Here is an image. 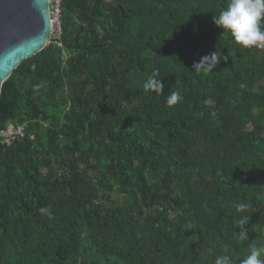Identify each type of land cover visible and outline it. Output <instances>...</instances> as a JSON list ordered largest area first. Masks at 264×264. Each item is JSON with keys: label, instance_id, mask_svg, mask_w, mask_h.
<instances>
[{"label": "trees", "instance_id": "trees-1", "mask_svg": "<svg viewBox=\"0 0 264 264\" xmlns=\"http://www.w3.org/2000/svg\"><path fill=\"white\" fill-rule=\"evenodd\" d=\"M227 4L61 1L59 38L1 89L0 131H22L0 144V264H239L264 245V49L215 26Z\"/></svg>", "mask_w": 264, "mask_h": 264}, {"label": "clouds", "instance_id": "clouds-1", "mask_svg": "<svg viewBox=\"0 0 264 264\" xmlns=\"http://www.w3.org/2000/svg\"><path fill=\"white\" fill-rule=\"evenodd\" d=\"M215 26L227 33L233 43L244 49H264V0H228L225 8L213 17ZM52 38V36H51ZM225 56L213 51L208 55L202 56L198 63L193 65L194 73L209 75L217 68L221 59ZM159 73L153 72L144 83L145 90H150L162 94L164 85L158 79ZM183 97L178 91H172L166 98L168 106H174L182 101ZM204 104L212 109L210 115L216 116L215 103L211 99L204 101ZM248 202H241L236 205L237 213H245L250 209ZM249 216L241 215L237 221V229L240 231L236 235L241 241H245L248 229L244 226L248 224ZM264 245H250L248 254L239 261V264H264ZM215 264H236V261L229 255H221L216 258Z\"/></svg>", "mask_w": 264, "mask_h": 264}, {"label": "water", "instance_id": "water-1", "mask_svg": "<svg viewBox=\"0 0 264 264\" xmlns=\"http://www.w3.org/2000/svg\"><path fill=\"white\" fill-rule=\"evenodd\" d=\"M53 30L49 0H0V94L23 61L50 44Z\"/></svg>", "mask_w": 264, "mask_h": 264}, {"label": "built area", "instance_id": "built-area-1", "mask_svg": "<svg viewBox=\"0 0 264 264\" xmlns=\"http://www.w3.org/2000/svg\"><path fill=\"white\" fill-rule=\"evenodd\" d=\"M62 0H49V16L54 30L52 31L53 39H58L60 34V6ZM22 128L9 126L5 131H0V144L9 145L16 137L20 135Z\"/></svg>", "mask_w": 264, "mask_h": 264}, {"label": "rangeland", "instance_id": "rangeland-1", "mask_svg": "<svg viewBox=\"0 0 264 264\" xmlns=\"http://www.w3.org/2000/svg\"><path fill=\"white\" fill-rule=\"evenodd\" d=\"M54 37L52 36V38H51V40H50V42L52 41V39H53Z\"/></svg>", "mask_w": 264, "mask_h": 264}]
</instances>
